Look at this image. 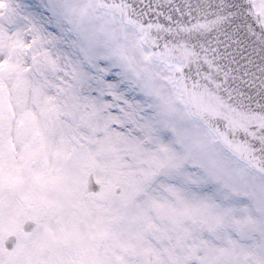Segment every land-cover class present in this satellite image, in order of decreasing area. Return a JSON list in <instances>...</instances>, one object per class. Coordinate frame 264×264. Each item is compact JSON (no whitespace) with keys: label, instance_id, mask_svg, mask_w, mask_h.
<instances>
[{"label":"snow or ice","instance_id":"snow-or-ice-1","mask_svg":"<svg viewBox=\"0 0 264 264\" xmlns=\"http://www.w3.org/2000/svg\"><path fill=\"white\" fill-rule=\"evenodd\" d=\"M0 264H264V0H0Z\"/></svg>","mask_w":264,"mask_h":264}]
</instances>
